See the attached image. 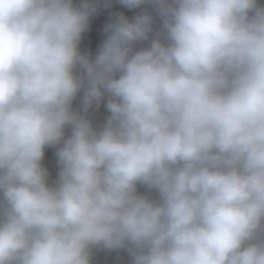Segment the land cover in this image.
<instances>
[{"label": "clouds", "instance_id": "1", "mask_svg": "<svg viewBox=\"0 0 264 264\" xmlns=\"http://www.w3.org/2000/svg\"><path fill=\"white\" fill-rule=\"evenodd\" d=\"M120 3L161 30L120 15L93 58L94 3L0 0V264H264V4Z\"/></svg>", "mask_w": 264, "mask_h": 264}, {"label": "rangeland", "instance_id": "2", "mask_svg": "<svg viewBox=\"0 0 264 264\" xmlns=\"http://www.w3.org/2000/svg\"><path fill=\"white\" fill-rule=\"evenodd\" d=\"M73 2L79 6L84 0H73ZM89 2L97 6V11L90 17L89 27L82 35H88L90 42L98 43L100 46L106 38L105 28L120 15L125 16L129 20H133L135 16L145 12L152 15L153 32L149 34L147 41L139 42L137 47H147L151 39L161 30V20L151 4L146 3L135 8H128L122 5L120 0H89ZM260 2L264 4V0H260ZM105 104L106 102H102L99 107L93 106L85 114L92 121L95 128L102 127L110 115ZM138 190L151 197L156 195L143 186H139ZM92 264H132V258L124 249L108 251L96 248L92 250Z\"/></svg>", "mask_w": 264, "mask_h": 264}, {"label": "crops", "instance_id": "3", "mask_svg": "<svg viewBox=\"0 0 264 264\" xmlns=\"http://www.w3.org/2000/svg\"><path fill=\"white\" fill-rule=\"evenodd\" d=\"M88 35H82L81 41H80V50L84 54H88L91 57L94 58L96 53L99 50L100 45L98 43L90 42ZM73 110L81 112L82 114H86L87 112H84L83 109V90L78 93L76 99L73 101ZM71 135V128L65 129V137ZM59 146H51L45 148V156L42 160V166H44L48 170V182L49 184H54L55 181L58 179V173H59V163L58 158L56 156V152L58 150Z\"/></svg>", "mask_w": 264, "mask_h": 264}]
</instances>
